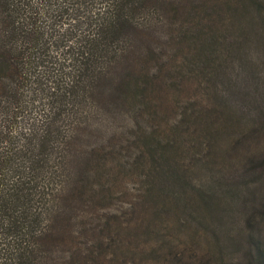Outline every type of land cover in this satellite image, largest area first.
I'll list each match as a JSON object with an SVG mask.
<instances>
[{"label": "trees", "instance_id": "16d2710c", "mask_svg": "<svg viewBox=\"0 0 264 264\" xmlns=\"http://www.w3.org/2000/svg\"><path fill=\"white\" fill-rule=\"evenodd\" d=\"M233 156L264 174V0H0V264H264V186L236 217L211 182ZM187 158L214 248L157 227Z\"/></svg>", "mask_w": 264, "mask_h": 264}, {"label": "rangeland", "instance_id": "374dc122", "mask_svg": "<svg viewBox=\"0 0 264 264\" xmlns=\"http://www.w3.org/2000/svg\"><path fill=\"white\" fill-rule=\"evenodd\" d=\"M243 159L244 158H242L241 156L219 158L217 160V163L224 169L221 173H214V178L211 177V174L208 173V170L206 168L202 166H199L198 168V165L193 164V162H191L189 158L179 159V161L181 162L180 166L183 167L184 170H181L177 174L170 175L166 173L156 175L155 177L157 178V182L160 185H164L168 190L174 191L179 196L189 195L190 197L188 201H184V203H182L181 205H178L177 203H174V201H171L169 198L165 197L162 200L158 201L157 205H161L166 202L173 207V210L171 211L168 219L164 220L162 224H158V229H161L163 226H165L173 235L181 238H186L191 233L196 234L200 237V242L204 247L209 248L211 246L214 248L215 243L213 239L215 240V234L210 228L209 218L202 207L198 205V202L195 204V200L198 195L188 189L182 188V186L176 180V175L181 176V174H184L185 178L191 181L192 184L199 183L203 185V187L206 189V194L209 193L208 179L210 177L212 178H210L212 183L223 184L220 186V191L223 190L222 193H225L226 195L221 194L223 199L222 205H230V207H233L236 217H238V215H240L238 210V200L236 196L231 197L229 193H227V189L230 188V185L238 184L240 182V179H243L246 185L251 188L264 186V174L242 175L239 172H230L227 170H234L235 167L238 166V163ZM229 217L230 211L223 214V228H226L228 226ZM174 225L178 226V229H173ZM243 234L244 232L240 230L239 235L241 236Z\"/></svg>", "mask_w": 264, "mask_h": 264}]
</instances>
